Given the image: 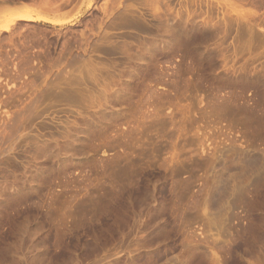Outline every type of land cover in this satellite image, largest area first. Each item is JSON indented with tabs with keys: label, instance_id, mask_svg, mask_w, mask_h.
Wrapping results in <instances>:
<instances>
[{
	"label": "rangeland",
	"instance_id": "rangeland-1",
	"mask_svg": "<svg viewBox=\"0 0 264 264\" xmlns=\"http://www.w3.org/2000/svg\"><path fill=\"white\" fill-rule=\"evenodd\" d=\"M0 264H264V0H0Z\"/></svg>",
	"mask_w": 264,
	"mask_h": 264
}]
</instances>
